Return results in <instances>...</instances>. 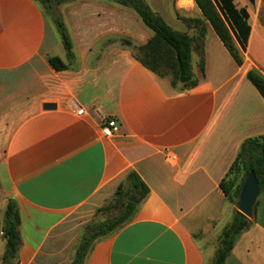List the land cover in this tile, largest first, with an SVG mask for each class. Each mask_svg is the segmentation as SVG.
Instances as JSON below:
<instances>
[{"label": "crops", "instance_id": "1", "mask_svg": "<svg viewBox=\"0 0 264 264\" xmlns=\"http://www.w3.org/2000/svg\"><path fill=\"white\" fill-rule=\"evenodd\" d=\"M144 2L162 15L157 1ZM257 2L234 1L250 15L246 49L236 40L243 64L209 29L203 55H192L198 85L179 91L129 47L110 44L121 35L141 44L154 36L120 4L81 0L69 9L75 58L70 62L65 50L61 59L69 68L57 72L48 62L57 56L56 39L42 6L0 0V183L8 198L4 215L11 199L20 209L22 245L15 264H66L78 229L69 219L91 212L131 171L150 193L133 221L98 241L85 264L212 262L236 213L221 182L243 142L264 136V99L247 79L251 70L264 78V22L259 8L254 17L250 9ZM84 6L94 10L80 17L76 11ZM47 103L56 109L44 110ZM104 118L118 122L113 138L102 134ZM169 151L177 163L166 159ZM257 202L256 220L225 264H264V194ZM5 245L0 237V264Z\"/></svg>", "mask_w": 264, "mask_h": 264}, {"label": "trees", "instance_id": "2", "mask_svg": "<svg viewBox=\"0 0 264 264\" xmlns=\"http://www.w3.org/2000/svg\"><path fill=\"white\" fill-rule=\"evenodd\" d=\"M37 1V0H36ZM200 10L202 19H188L198 29L197 36H190L187 32L173 29L144 0H129L124 3L131 7L140 17L144 25L153 31L154 36L146 45L140 47L135 58L148 70L158 77L171 79V85L179 90H190L198 85L192 67V55L196 50L203 55L207 29L203 27L206 21L222 41L238 65H242L244 58L236 46V40L245 50L248 44L251 27L250 15L246 8L238 9L234 0H193ZM254 4L256 0H248ZM43 10L50 12L53 22L61 36L64 49L70 62L75 58L73 42L67 27L61 17L52 10L53 0H40ZM48 62L57 72L68 70L67 65L60 57H49ZM204 72V60L200 63ZM247 79L258 90L264 99V78L251 70ZM251 172H254L259 181L260 195L264 194V136L249 138L243 142L240 151L228 174L221 182V188L228 200L239 204V198L245 182ZM150 193L149 187L135 172L126 175L114 194V207L118 214L113 218H106L101 222L89 225L82 234L80 243L75 251L71 264H85L94 245L114 234L127 224L131 223L140 207V204ZM130 196L138 197V203H132ZM256 202L252 218H248L237 211L230 225H228L219 240L218 248L210 264H225L231 255L240 236L250 228L252 221L257 218ZM2 232L6 240L5 251L1 264H15L18 252L22 245L21 215L16 200H9L4 215Z\"/></svg>", "mask_w": 264, "mask_h": 264}, {"label": "rangeland", "instance_id": "3", "mask_svg": "<svg viewBox=\"0 0 264 264\" xmlns=\"http://www.w3.org/2000/svg\"><path fill=\"white\" fill-rule=\"evenodd\" d=\"M81 0H53L52 3V10L55 11L63 20V22L65 23V25L68 23V15H69V9L73 6H75L76 4H78ZM107 2H111V3H116V4H120V8L123 11L126 12H132V14H134L137 18V20H139L140 24H142V26L145 28V30L147 32H149L150 34H153L149 29H147L143 22L141 21V19L138 17V15L136 14V12L129 6L125 5L124 3L121 2H116L114 0H106ZM147 3H149L150 1H152L153 3H155V1H157L156 4V8L158 9V11L160 13H162L161 17H166L168 19V21L171 23V25H173L174 27H178L176 25V23H178V25H180L181 29H186L188 32H191L192 35L195 37L198 35V29L195 27L194 24H189L187 22L188 19H202V14L200 13L198 7H196L195 3L193 0H146ZM235 4L237 6H239V0H234ZM37 2L42 6L40 0H37ZM155 7V6H154ZM43 8V6H42ZM259 8L260 12H259V17L263 20L264 22V0L260 1L258 0L257 4L254 6H250L251 9V14L254 17L255 15V11L256 9ZM94 10L93 6L87 7L84 6V8H82L81 10L77 9V15L78 16H82V14L84 15L85 13H89V15H91L90 13H92V11ZM196 10H198L197 13ZM196 12V13H195ZM46 15L47 18L49 20V22H51V30L53 32L54 38L56 39V45H55V51H56V55L60 58L65 57V49L63 47V43L61 41V36L58 33V30L53 22V18L50 12L46 11ZM89 21L92 20V18L88 19ZM80 22L82 24V26H86L88 24L87 20L80 19ZM203 27L206 28L207 30L210 29V31L212 32V34L215 35V32L213 31L212 27L205 21L203 24ZM68 31L70 34H73V30L71 29V27L68 26ZM150 40V39H149ZM148 40V41H149ZM147 41V42H148ZM110 44L114 45L116 44L117 46H121L123 48L125 47H129L130 50L132 51V53L134 54V57L138 51V49L145 44H141L138 42V40L134 39V37L128 36V35H121V36H117V37H112V39L110 40ZM241 56L244 58V56L241 54ZM162 78V77H160ZM163 79H168L171 83V79L169 77L163 78ZM2 152L3 149H0V158L2 157ZM115 194V193H114ZM114 194H110L106 197L105 200H103V202H100L98 205H94V207L92 208L91 212H87L85 213L83 216H72L69 220L74 224L75 221L78 223V229L76 232V238H75V243L74 246L72 248L71 254H70V260H67L66 264H71L74 255H75V251L80 243L81 237L83 232L85 231V229L93 224V223H97V222H101L102 220L106 219V218H113L114 216H116L118 214V210L114 207ZM133 197V196H130ZM135 198L138 199V197L134 196ZM7 197L4 195V193L2 192V185L0 183V220H3L4 217V210L3 207L5 205V202H7ZM240 199V198H239ZM239 201V200H238ZM8 204V203H7ZM235 205L236 208V212L239 211V204L237 205L235 202L233 203ZM232 220H230V224H231ZM229 224V225H230ZM75 229H73L72 233L70 234L71 237H75L74 232ZM2 231V230H0ZM0 237L4 238L3 233L0 234ZM57 264H61L62 262H56ZM54 262H51V264H56Z\"/></svg>", "mask_w": 264, "mask_h": 264}, {"label": "water", "instance_id": "4", "mask_svg": "<svg viewBox=\"0 0 264 264\" xmlns=\"http://www.w3.org/2000/svg\"><path fill=\"white\" fill-rule=\"evenodd\" d=\"M121 3H127L129 0H116ZM56 105L47 103L44 105V110L50 111L55 110ZM260 194L259 181L254 172H251L248 176L245 185L242 189L239 199V211L248 218H252L254 214V207ZM132 203H138V199L130 197Z\"/></svg>", "mask_w": 264, "mask_h": 264}, {"label": "built area", "instance_id": "5", "mask_svg": "<svg viewBox=\"0 0 264 264\" xmlns=\"http://www.w3.org/2000/svg\"><path fill=\"white\" fill-rule=\"evenodd\" d=\"M77 113L78 115H84L85 110L80 108ZM101 130L103 136L107 138H113L118 132V122L115 119L104 118L102 122ZM166 159L173 164L177 163L179 160L178 156L173 151L167 152Z\"/></svg>", "mask_w": 264, "mask_h": 264}]
</instances>
